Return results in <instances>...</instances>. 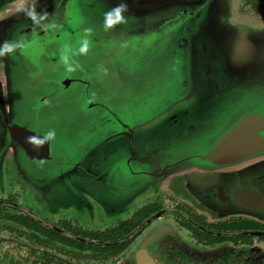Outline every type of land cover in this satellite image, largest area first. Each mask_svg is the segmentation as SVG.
<instances>
[{"label": "water", "instance_id": "water-1", "mask_svg": "<svg viewBox=\"0 0 264 264\" xmlns=\"http://www.w3.org/2000/svg\"><path fill=\"white\" fill-rule=\"evenodd\" d=\"M121 2L126 21L106 30ZM241 19L238 0L8 3L0 43L20 47L0 57V153L40 198L129 201L161 187L211 215L264 219V21L250 32ZM98 203L59 205L110 216L131 202Z\"/></svg>", "mask_w": 264, "mask_h": 264}, {"label": "flooded vegetation", "instance_id": "flooded-vegetation-1", "mask_svg": "<svg viewBox=\"0 0 264 264\" xmlns=\"http://www.w3.org/2000/svg\"><path fill=\"white\" fill-rule=\"evenodd\" d=\"M238 12L264 19V0H238ZM15 165L0 153V264H138L141 255L161 264H264V219L211 215L161 187L129 201L40 198ZM59 202L131 203L107 216Z\"/></svg>", "mask_w": 264, "mask_h": 264}, {"label": "clouds", "instance_id": "clouds-1", "mask_svg": "<svg viewBox=\"0 0 264 264\" xmlns=\"http://www.w3.org/2000/svg\"><path fill=\"white\" fill-rule=\"evenodd\" d=\"M127 11V4L124 2L118 3L116 6L110 8L104 13L103 18V26L104 28L111 29L114 25L124 23L126 21V16L124 13ZM26 14L30 17V19L34 23H39L37 16L38 14L35 11L34 6L31 10H28ZM39 19H44V16H40ZM49 27H53V25H49ZM91 28H85L83 30V35L80 37L78 48L76 49V54L79 55H87L90 49V42H91ZM20 47V44L15 41L6 40L0 43V57L4 56H11L15 53V51ZM67 45L65 48L67 49ZM60 61L63 63L67 72L71 73L75 71V67L72 62L69 61V56L61 53ZM55 130L51 129L47 131L44 135V138L40 141V143H44L46 140H52L55 138Z\"/></svg>", "mask_w": 264, "mask_h": 264}, {"label": "rangeland", "instance_id": "rangeland-1", "mask_svg": "<svg viewBox=\"0 0 264 264\" xmlns=\"http://www.w3.org/2000/svg\"><path fill=\"white\" fill-rule=\"evenodd\" d=\"M240 16L242 18L240 21L243 23L245 28H247L250 32H256L258 28L262 25V21H264V19L258 18L254 15H243V16L240 15Z\"/></svg>", "mask_w": 264, "mask_h": 264}, {"label": "trees", "instance_id": "trees-1", "mask_svg": "<svg viewBox=\"0 0 264 264\" xmlns=\"http://www.w3.org/2000/svg\"><path fill=\"white\" fill-rule=\"evenodd\" d=\"M15 0H0V10L5 6L7 5L8 3L10 2H13Z\"/></svg>", "mask_w": 264, "mask_h": 264}]
</instances>
